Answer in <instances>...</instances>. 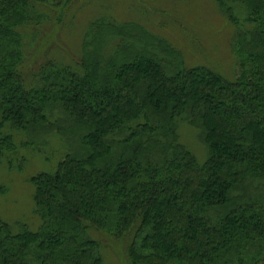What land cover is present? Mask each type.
I'll list each match as a JSON object with an SVG mask.
<instances>
[{"label":"trees","instance_id":"trees-1","mask_svg":"<svg viewBox=\"0 0 264 264\" xmlns=\"http://www.w3.org/2000/svg\"><path fill=\"white\" fill-rule=\"evenodd\" d=\"M68 1L0 0V162L21 170L18 151L38 145L16 143L27 131L62 154L29 179L38 229L0 218V264H111L102 239L126 264H264V0H208L229 76L185 31L194 62L149 13L104 10L78 59L59 45L29 70L23 31Z\"/></svg>","mask_w":264,"mask_h":264},{"label":"rangeland","instance_id":"rangeland-1","mask_svg":"<svg viewBox=\"0 0 264 264\" xmlns=\"http://www.w3.org/2000/svg\"><path fill=\"white\" fill-rule=\"evenodd\" d=\"M65 2L66 0H64ZM64 3L58 12V23L50 24L45 30L38 33H33L31 30L23 31L28 36L25 42V65L30 66L29 70H35L39 65L46 63L54 55H52L54 47L57 49L59 45L60 51L57 53L60 56L78 59L76 54L79 52L84 24L104 10L105 12H114L113 14L120 20L134 19L138 17V14L142 15V12H147L152 16L153 22L149 26L151 25L154 30L159 31L157 24L160 22L164 34L180 42L184 47L187 58H190L193 50L180 37L179 31H185L188 37H193V40L207 53L208 62L212 63L220 73L224 72L222 74L228 76L231 73V62L227 59L228 50L225 36H219L217 32H214L216 23L214 15L210 12L208 0H91V2L89 0H70L67 5ZM166 21H170L171 26L165 24ZM194 60L193 54L189 61L194 62ZM63 118L66 120L65 117ZM62 124L63 120L61 126L64 128ZM71 126L70 124L67 128H71ZM67 128L64 132L67 131ZM36 132L32 135L27 131V133H18L16 136V143L28 141L33 145L38 144L37 147H23L16 154L19 158L22 156L25 161L24 165L21 164V170L9 169L7 164L0 162V218L8 225L12 234L19 232L22 227L29 231L38 229L40 220L35 214L32 200L33 186L29 179L37 171H50L62 155L54 153L59 147L57 140L46 143V135L44 136L38 130ZM192 134L188 130L182 131L181 141L190 147L194 155H197L198 161L202 162L199 160L202 157V148L195 143ZM76 148L77 146H74V150H77ZM43 156L48 157V161H45ZM12 164L15 167L18 165L15 160ZM102 240L107 244L104 253L109 262L111 264H126L119 246Z\"/></svg>","mask_w":264,"mask_h":264}]
</instances>
